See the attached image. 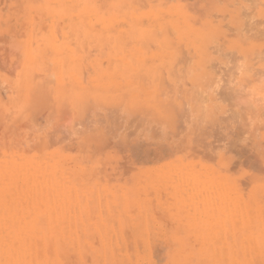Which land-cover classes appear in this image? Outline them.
<instances>
[{"label":"rangeland","instance_id":"1","mask_svg":"<svg viewBox=\"0 0 264 264\" xmlns=\"http://www.w3.org/2000/svg\"><path fill=\"white\" fill-rule=\"evenodd\" d=\"M140 2L0 0V264H264V0Z\"/></svg>","mask_w":264,"mask_h":264},{"label":"bare ground","instance_id":"2","mask_svg":"<svg viewBox=\"0 0 264 264\" xmlns=\"http://www.w3.org/2000/svg\"><path fill=\"white\" fill-rule=\"evenodd\" d=\"M64 1H65V0H64ZM131 1L134 2V0H131ZM140 1H141V0H140ZM49 2H50V1H49ZM66 2H67V1H66ZM68 2H69V1H68ZM74 2H75V1H74ZM76 2H77V1H76ZM79 2H82V3L84 4V1H79ZM127 2L129 3V1H127ZM143 2H144V0H143ZM143 2H140V4L142 5ZM56 3H57V2H56ZM69 3H70V2H69ZM82 3H80L79 5H80V6L83 5ZM77 4H78V3H76V5L74 6V5L72 4V1H71V5H72V6H71V5H69V6H71V7H75V8H76V7L78 6ZM100 4H103V3H100ZM124 4H125V6H123ZM124 4H123L122 6L126 8V7H127V6H126V3H124ZM135 4H136V2H135ZM62 5H63V4H62ZM137 5H138V4H137ZM146 5H147V3H145V6H146ZM57 6H58V5H57ZM66 6H68V5H66ZM66 6H65V7H66ZM87 6H88V5H87ZM130 6H131V5H130ZM133 6H134V5H132L131 8H132ZM83 7H84V5H83ZM90 7H91V6H90ZM94 7H95V5H94ZM101 7H102V5L100 6V8H101ZM141 7H142V6H141ZM155 7H156V6H155ZM12 8H13V7H12ZM66 8L68 9V11L65 10V11H66L65 14H66L67 12H69L70 16H72L71 13H70L71 10H70L68 7H66ZM75 8H74V9H75ZM80 8H81V7H80ZM87 8H88V7H87ZM102 8H103V7H102ZM110 8H111V7H110ZM83 9H84V8H83ZM106 9H107V8H106ZM134 9H135V8H134ZM142 9H143V7H142ZM155 9H156V8H155ZM69 10H70V11H69ZM79 10H80V9H79ZM128 10H130V7L128 8ZM128 10H127V11H128ZM137 10H138V9H137ZM75 11H77V9H75ZM106 11H107V10H106ZM118 11L120 12V9H119ZM122 11H123V9H122ZM127 11H126V13H128V12H129V13H132V12H130V11H128V12H127ZM155 11L158 12L157 10H155ZM87 12L89 13L90 11H87V10H86V13H87ZM94 12H95V11H93L92 13L94 14ZM99 12H100V11H99ZM124 12H125V11H124ZM61 13H62V12H61ZM82 13H85V12H82ZM82 13H81V15H82ZM104 13H108V12H105V11H104ZM129 13H128V14H129ZM133 13L136 14L135 12H133ZM142 13H143V12H142ZM65 14H63V15H65ZM74 14H75V13H74ZM74 14H73V15H74ZM76 14H77V13H76ZM89 14H90V13H89ZM89 14H87V16H88ZM96 14L98 15V11H96ZM121 14H122V13H121ZM134 14H133V16H134ZM55 15H56V14H55ZM63 15H61V16H63ZM83 15H84V14H83ZM83 15H82V16H83ZM119 15H120V14H119ZM122 15H124V17H125V14H124V13H123ZM68 16H69V15H68ZM87 16H86V17H87ZM89 16H90V15H89ZM94 16H96V15H94ZM105 16H107V15L105 14ZM129 16L132 18V15H131V14H130ZM83 17L85 18V15H84ZM83 17H81V18L84 19ZM92 17H93V16H92ZM92 17H91V20H90L89 22H94L95 19L92 21ZM96 17H97V16H96ZM113 17H114V16H113ZM118 17H119V16H118ZM118 17H116V18L118 19ZM139 17H140V16H139ZM53 18H54V17H53ZM75 18H76V17H75ZM81 18H80V19H81ZM119 18H120V17H119ZM121 18H122V16H121ZM68 19H69V18H68ZM80 19H78V20H73V17H72V19H71L72 22H71V21H70V22H71V23H73V21L77 22V21H79ZM82 19H81V21H80V24H81L82 22H84V21L87 20V18H86L85 20H83V21H82ZM89 19H90V18H89ZM96 19H97V18H96ZM122 19H123V18H122ZM136 19H137V18H136ZM144 19H145V22H148V21H146V18H144ZM97 20H98V19H97ZM131 20L134 21L135 19H131ZM131 20H130V22H131ZM142 20H143V19H142ZM261 20H262V19H261ZM57 21H58V20H57ZM66 21H68V20H66ZM105 21H106V20H105ZM116 21H117V20H116ZM143 21H144V20H143ZM143 21H142V22H143ZM158 21H159V19H158ZM70 22H69V23H70ZM75 22H74V23H75ZM121 22H122V20H121ZM121 22H120V23H121ZM135 22H136V21H134V24H133V25L130 24V23H129V24L132 25V27H133L134 25H136ZM77 23H78V22H77ZM87 23H88V22H86V24H87ZM94 23H95V22H94ZM99 23H100V22H99ZM101 23L103 24V21H102ZM104 23H105V22H104ZM107 23H108V22H107ZM112 23H113V22H112ZM156 23H157V22H156ZM160 23H161V22H160ZM163 23H164V22H163ZM80 24L77 25V27H79V26L81 27ZM82 24H83V23H82ZM89 24H90V23H89ZM96 24H98V23H96ZM105 24H106V23H105ZM113 24H114V23H113ZM123 24H124V23H123ZM139 24H140V23H139ZM164 24H165V23H164ZM247 24H248V23H247ZM247 24H246V25H247ZM44 25H45V24H44ZM68 25H69V24H68ZM70 25H71L70 28H71L72 30L76 29V26H74L75 28L73 29V28H72V27H73L72 24H70ZM70 25H69V26H70ZM73 25H76V23L73 24ZM98 25H99V24H98ZM106 25H107V24H106ZM111 25H112V24H111ZM111 25H107V26H111ZM115 25H116V22H115ZM118 25H119V24H118ZM148 25H149V24H146L147 27H150V26H148ZM153 25H154V24H153ZM244 25H245V24H244ZM95 26H96V25H95ZM103 26H104V25H103ZM112 26H113V25H112ZM125 26H126V25H125ZM136 26H137V25H136ZM136 26H134L133 28H134V29H137V28H135ZM155 26H156V25H155ZM163 26L165 27V25H163ZM80 27H79V28H80ZM83 27H84V26H82L81 28H82L83 30L85 29L84 32H86L85 34H87V31H86L87 29H86V28L89 29L90 26H89V27L87 26L86 28H85V27L83 28ZM119 27H120V25L118 26V28H119ZM121 27H122V24H121ZM121 27H120V28H121ZM132 27H131V30L133 29ZM151 27L153 28V26H151ZM79 28H78V29H79ZM120 28H119V30H120ZM167 28H168V27H167ZM255 28H256V27H255ZM65 29H66V27H65ZM107 29H108V28H107ZM256 29H257V28H256ZM256 29H255V30H256ZM60 30H61V29H60ZM89 30H90V29H89ZM92 30H93V29H92ZM97 30H98V29H97ZM97 30L95 31V34L99 33V34H98L99 36H98V35H97V36L100 38V37H101V36H100V32H102L103 29H102L101 31L98 30L99 32H97ZM76 31H78V30H76ZM107 31H109V30H107ZM107 31H105V33H106ZM168 31H169V30H168ZM247 31H248V30H247ZM72 32H73V31H72ZM78 32H79V34H81L82 31L80 30V31H78ZM84 32H82V33L84 34ZM89 32L92 34V31H91V30L88 31V34L90 35ZM96 32H97V33H96ZM113 32H115V30H113ZM129 32H130V34H132L131 31H129ZM132 32H135V31L132 30ZM165 32H166V31H165ZM257 32H258V29H257ZM73 33H74V32H73ZM93 33H94V32H93ZM103 33H104V32L101 33L102 36L105 34V33H104V34H103ZM109 33H110V32H109ZM111 33H112V32H111ZM119 33H120V32H119ZM119 33H118V35H119ZM127 33H128V30H127ZM127 33H126V34H127ZM258 33H260V32H258ZM70 34H71V33H70ZM75 34H76V32H75ZM85 34H84V35H85ZM107 34H108V33H107ZM107 34H106V36H108ZM114 34H116V33H114ZM134 34H135V33H134ZM134 34H132V35H134ZM241 34H242V33H241ZM247 34H248V33H247ZM253 34L256 35V31H255V33H253ZM66 35H67V34H66ZM71 35H72V34H71ZM77 35H78V34H77ZM92 35H93V34H92ZM116 35H117V34H116ZM258 35H259V34H258ZM68 36H69V34H68ZM79 36H80V35H79ZM85 36H86V35H85ZM94 36H95V35H94ZM104 36H105V35H104ZM110 36H111V35H110ZM120 36H121V35H119L118 37H120ZM157 36H158V35H157ZM91 37H92V36H91ZM98 37H97V38H98ZM83 38H84V36H82V39H83ZM97 38H96L95 40H97ZM99 38H98V39H99ZM102 38H103V37H102ZM108 38H109V37H108ZM120 38L122 39V37H120ZM154 38H155V37H154ZM77 39H78V38H77ZM79 39H80V38H79ZM79 39H78V40H79ZM82 39H81V40H82ZM85 39H86V40L88 39V42H89V38H85ZM103 39H104V38H103ZM103 39H101V41H102L103 43H105V40H106V39H105L104 41H103ZM117 39H118V38H117ZM130 39H131V38H130ZM156 39H157V38H156ZM91 40H92V39H90V41H91ZM126 41H127V40H126ZM84 42H85V40H84ZM161 42H162V41H161ZM161 42H160V43H161ZM164 42H165V40H164ZM89 43H90V42H89ZM165 43L167 44V42H165ZM110 44H111V43H110ZM166 44H164V45H166ZM174 44H175V43L173 42V45H174ZM96 45H97V44H96ZM167 45H168V44H167ZM169 45H170V44H169ZM40 46H41V45H40ZM154 47H156V46H154ZM164 47H165V46H164ZM166 48H167V47H166ZM112 54H113V52H112ZM261 56H262V55H261ZM51 57H52V56H51ZM74 57H75V56H74ZM128 57H129V56H128ZM166 57H167V56H166ZM258 57H260V55H259ZM130 58H131V57H130ZM168 59H169V58H168ZM81 62H82V61H81ZM188 62H189V61H188ZM212 62H213V61H212ZM212 62H211V63H212ZM221 64H222V63H221ZM221 73H222V72H221ZM27 76H29V75H27ZM29 79H30V78H29ZM34 80H35V79H34ZM23 82H24V81H23ZM18 87H19V86H18ZM18 90H20V89H18ZM141 90H142V89H141ZM21 92H22V91H21ZM39 96H40V95H39ZM57 96H58V95H57ZM35 98H37V96H35ZM54 98H55V97H54ZM261 99H263V98H261ZM21 100H22V99H21ZM263 101H264V100H263ZM69 102H70V101H69ZM34 103H35V102H34ZM17 104H18V103H17ZM31 104H32V103H31ZM83 113H84V112H83ZM67 116H68V115H67ZM192 118H193V117H192ZM81 119H82V118H81ZM175 121H176V120H175ZM100 125H101V124H100ZM181 126H182V125H181ZM188 126H189V125H188ZM61 127H62V126H61ZM99 128H100V127H99ZM108 128H109V127H108ZM62 131H63V130H62ZM180 132H181V131H180ZM182 133H183V132H182ZM100 134H101V133H100ZM40 137H41V136H40ZM70 137H71V136H70ZM94 138H95V137H94ZM4 140H5V139H4ZM212 149H213V148H212ZM216 151H217V150H216ZM258 163H259V162H258ZM250 164H251V163H250ZM250 170H251V169H250ZM252 170H253V169H252ZM260 174H261V173H260ZM263 179H264V178H263ZM263 179H262V180H263ZM259 180H260V179H259ZM263 182H264V181H263ZM263 205H264V204H263ZM260 216H261V215H260ZM237 223H238V222H237ZM261 234H262V233H261ZM252 249H253V248H252ZM234 256H235V255H234ZM256 261H257V260H256Z\"/></svg>","mask_w":264,"mask_h":264}]
</instances>
